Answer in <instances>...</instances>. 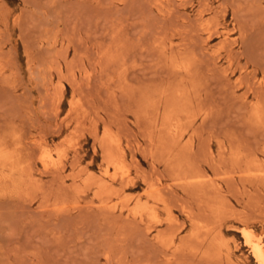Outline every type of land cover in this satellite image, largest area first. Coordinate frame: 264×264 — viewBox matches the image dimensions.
Returning <instances> with one entry per match:
<instances>
[{
	"label": "rangeland",
	"instance_id": "obj_1",
	"mask_svg": "<svg viewBox=\"0 0 264 264\" xmlns=\"http://www.w3.org/2000/svg\"><path fill=\"white\" fill-rule=\"evenodd\" d=\"M263 127L264 0H0V264H258Z\"/></svg>",
	"mask_w": 264,
	"mask_h": 264
},
{
	"label": "bare ground",
	"instance_id": "obj_2",
	"mask_svg": "<svg viewBox=\"0 0 264 264\" xmlns=\"http://www.w3.org/2000/svg\"><path fill=\"white\" fill-rule=\"evenodd\" d=\"M210 30V29H209ZM172 59H174V57L172 58ZM185 65V64H184ZM183 70V69H182ZM175 72V71H174ZM181 72V71H180ZM173 73V72H172ZM186 75H187V73H186ZM187 77V76H186ZM181 79H183V78H181ZM177 82V81H176ZM184 82H185V80H184ZM199 88V87H198ZM167 89H169V88H167ZM181 90V89H180ZM163 91V90H162ZM186 91V90H185ZM185 91H182V92H185ZM181 93V92H180ZM179 93V94H180ZM188 93V92H187ZM160 94V93H159ZM183 96H184V94L183 93H181ZM185 94H186V92H185ZM127 95V94H126ZM146 95V94H145ZM157 95V94H156ZM161 95V94H160ZM182 95H179V96H182ZM130 96V95H129ZM166 96V95H165ZM189 96V95H188ZM161 97V96H160ZM160 97H158V98H160ZM133 98H134V96H133ZM166 98V97H165ZM176 98H177V96H176ZM194 98V97H193ZM178 99V98H177ZM180 99V98H179ZM181 99H183V98H181ZM180 99V100H181ZM187 99V98H186ZM167 100H170V99H167ZM159 101V100H158ZM196 101V100H195ZM200 102V100L197 98V102ZM170 102V101H169ZM153 103V102H152ZM155 103H157V102H155ZM184 103H185V101H184ZM183 103V104H184ZM188 104H189V100H188ZM159 104H157V106H158ZM156 106V107H157ZM185 107L186 106H188V105H184ZM197 107V106H196ZM259 107H261V106H259ZM155 109V108H154ZM151 110V109H150ZM163 110V109H162ZM185 110V109H184ZM260 110V109H259ZM148 111H149V108H148ZM154 111V110H153ZM172 111V110H171ZM171 111H169L168 113H170ZM172 112H174V111H172ZM157 113V112H156ZM260 113H262L261 111H260ZM155 114V113H154ZM158 114V113H157ZM171 114V113H170ZM185 114V113H184ZM253 114V113H252ZM172 115V114H171ZM170 115V116H171ZM162 116V115H161ZM169 115H168V117H170ZM253 117H255V116H253ZM263 117V116H262ZM149 118H151V117H149ZM154 119V118H153ZM157 119V118H156ZM161 119H163V120H165V118L164 117H162ZM166 119H168V118H166ZM171 119V118H170ZM169 119V120H170ZM254 119H256V118H254ZM147 120V119H146ZM148 122V121H147ZM146 122V123H147ZM261 122V121H260ZM149 123V122H148ZM147 123V124H148ZM155 124V123H154ZM161 124V123H160ZM165 124V123H164ZM163 124V125H164ZM258 124H260V123H258ZM261 125V124H260ZM160 126V125H159ZM264 128V127H263ZM180 130V129H179ZM150 136V135H149ZM151 137V136H150ZM162 138V137H161ZM148 139V138H147ZM161 141H162V139H161ZM153 142V141H152ZM168 142H170V141H168ZM173 142H176V141H173ZM165 143V142H164ZM172 143V142H171ZM171 143H169V144H171ZM161 144V143H160ZM184 144V143H183ZM162 145V144H161ZM176 145V144H175ZM172 146V145H171ZM183 146V145H182ZM159 147H160V145H159ZM166 147V146H165ZM174 147V146H173ZM162 148V147H161ZM182 149V148H181ZM160 150H162V149H160ZM166 150V149H165ZM173 150V149H172ZM163 151V150H162ZM181 151V150H180ZM190 151H191V148H190ZM189 154H190V152H189ZM239 154V153H238ZM238 154H236L235 156H237ZM177 155V154H176ZM184 155H186L185 153H184ZM184 155H183V157H184ZM241 155V154H240ZM121 156V155H120ZM168 156V155H167ZM175 156V155H174ZM116 157V156H115ZM233 156H231V158H232ZM107 160H108V162L110 163V164H113V165H116V164H118V162H117V159H115L114 158V156H111V155H108L107 156ZM238 158H241V156L240 157H238ZM238 158H236V159H238ZM176 159V158H175ZM221 160V159H220ZM232 161V160H231ZM249 161H251V159L249 160ZM258 161V160H257ZM173 162V161H172ZM185 162H187V161H185ZM259 162V161H258ZM174 163V162H173ZM256 163V162H255ZM261 163V162H260ZM170 164V163H169ZM184 164V163H183ZM235 164V163H234ZM242 164H243V162H242ZM237 165V164H236ZM258 165V164H257ZM186 166H187V164H186ZM243 166V165H242ZM244 167V166H243ZM262 167V166H261ZM183 168V167H182ZM185 169H186V167H184ZM217 168V167H216ZM245 168V167H244ZM170 169V168H169ZM184 169V171L186 172V170ZM248 169V168H247ZM264 169V168H263ZM242 170H245V169H241L240 171H242ZM171 172H172V170H170ZM181 172H182V170H180ZM195 171V170H194ZM245 171H247V170H245ZM263 171V170H262ZM185 172H183V175H184V173ZM250 172V171H249ZM252 172V171H251ZM174 173V172H173ZM218 173H219V171H218ZM243 173V172H242ZM262 173H264V171L262 172ZM202 174V173H201ZM179 175H181V174H179ZM198 175H200V174H198ZM243 174H241L240 176H242ZM252 175V174H251ZM256 176H258L259 177V175H257V174H255ZM203 176V178H204V175H202ZM254 176V175H253ZM226 177H228V176H226ZM225 177V178H226ZM244 177V176H243ZM255 177V176H254ZM258 177H256V178H258ZM185 178V177H184ZM199 178H201V177H199ZM214 178V177H213ZM224 178V179H225ZM245 178H249V175L247 176V177H245ZM175 179V178H174ZM209 179V178H208ZM207 179V180H208ZM216 179V178H215ZM218 179V178H217ZM223 179V178H222ZM252 179V178H251ZM27 180V179H26ZM181 181H182V179H180ZM184 180V179H183ZM188 180V179H187ZM186 180V181H187ZM191 180H193V179H191ZM263 179L262 178H260V180L258 181V182H260V181H262ZM177 181H179V180H177ZM199 181H202V180H199ZM222 181H224V180H222ZM251 181V180H250ZM256 181V180H255ZM192 182H194V180L192 181ZM206 183H207V181H205ZM205 182H202V183H205ZM227 182V181H226ZM230 182V181H229ZM178 183V182H177ZM177 183H176V185H177ZM186 183H188V182H186ZM192 184V183H191ZM231 184V183H230ZM229 184V185H230ZM175 185V186H176ZM226 186H227V184H225ZM208 186H212V185H208ZM216 186V185H215ZM214 185H213V187H215ZM260 186L262 187H264V185L262 184H260ZM182 187V186H181ZM190 187H193V186H190ZM190 187H188V188H190ZM204 188H206L205 187V185L203 186ZM218 187H220V186H218ZM182 188H185L184 186L182 187ZM198 188V187H197ZM203 188V189H204ZM210 188V187H209ZM208 188V189H209ZM226 188H228V187H226ZM230 189L231 188H233V187H229ZM194 189V188H193ZM199 189V188H198ZM203 189H201V191L203 190ZM215 189H216V187H215ZM256 189V188H255ZM210 190V189H209ZM221 190V189H220ZM233 190V189H232ZM263 190H264V188H263ZM154 191H156V189H154ZM212 191V190H211ZM151 192V191H150ZM204 192V191H203ZM206 192H207V190H206ZM208 193V192H207ZM216 194H218V193H216ZM192 195L194 196V194L192 193ZM253 194H251V195H249V196H252ZM197 196H199L200 197V195H196L195 197H197ZM203 196H205V195H203ZM208 196H210V195H208ZM206 197V196H205ZM204 197V198H205ZM202 198V197H201ZM208 198V197H207ZM161 199H163V196H162V198ZM160 199V200H161ZM200 199V198H199ZM209 199V198H208ZM211 199H213V197H211ZM214 199H216V198H214ZM214 199H213V201H214ZM220 198H217V200H219ZM222 199V198H221ZM194 200V199H193ZM202 200V199H201ZM157 201V200H156ZM159 201V200H158ZM197 201V200H196ZM199 201V200H198ZM203 201V200H202ZM201 201V202H202ZM204 201H206V200H204ZM203 201V202H204ZM162 202H164V201H162ZM207 202V201H206ZM217 203V202H216ZM227 203V202H226ZM218 204H220V203H218ZM162 205H164V204H162ZM197 205V204H196ZM215 205V206H214ZM214 205H213V207H215L216 209H217V204H215V202H214ZM225 206L226 205H228V204H224ZM206 207L208 206V205H205ZM212 206V205H211ZM219 206V205H218ZM208 207H210V206H208ZM222 207H224V206H222ZM228 207V206H227ZM226 207V208H227ZM226 208H225V210H226ZM123 209V208H122ZM208 209V208H207ZM212 210V209H211ZM201 211V210H200ZM215 211V210H214ZM216 211H218L219 213H222V212H220L221 210H216ZM211 213H212V211H211ZM192 214H193V212H192ZM232 215V214H231ZM200 216H202V215H200ZM127 217V216H126ZM186 217H188L187 215H186ZM213 217H215V216H213ZM189 218V217H188ZM191 219V218H190ZM216 219V218H215ZM141 222V221H140ZM191 223H193L192 222V220H191ZM195 224H196V222H194ZM201 223V222H200ZM244 224V223H243ZM246 224V223H245ZM197 225V224H196ZM217 226V225H216ZM214 227V226H213ZM246 227V226H245ZM207 228V227H206ZM209 228H207V230H208ZM211 229V228H210ZM214 229V228H213ZM244 229V228H243ZM242 229V230H243ZM247 229V228H246ZM212 230V229H211ZM249 230V229H248ZM209 231V230H208ZM208 231H207V233H208ZM213 231V230H212ZM193 232V231H192ZM217 232V231H216ZM252 232V231H251ZM251 232H249V231H247V230H244L243 232H242V234H243V237H244V239H245V243L248 245V246H250L251 247V249H252V254H253V257H254V259H255V261H256V263H258V264H264V251H263V249L261 248V246L259 245V243L258 242H255V241H257V239H255V241L253 240L254 238H255V236L253 237V235H252V233ZM158 233V235H159V233L160 232H157ZM206 233V234H207ZM211 233V232H210ZM220 233V232H219ZM191 234V233H190ZM204 234V233H203ZM157 235V236H158ZM209 235V234H208ZM214 235H216V234H214ZM214 235L212 236V237H214ZM220 235H221V233H220ZM256 235V234H255ZM156 236V237H157ZM198 236V235H197ZM201 236V235H200ZM199 236V237H200ZM218 236H219V234H218ZM258 236V235H257ZM189 237V236H188ZM198 237V238H199ZM205 237V236H204ZM217 237V236H216ZM162 238V237H161ZM167 238V237H166ZM165 238V236H164V239H166ZM170 238V237H169ZM219 238V237H218ZM258 238H260V237H258ZM152 239V238H151ZM157 239V238H156ZM155 239V240H156ZM178 239H181V238H178ZM195 239V238H194ZM216 239V238H215ZM161 240H163V239H161ZM171 239H169V241H170ZM199 240V239H198ZM204 240H205V238H204ZM223 240V239H222ZM260 240V239H259ZM168 241V242H169ZM185 241H187V240H185ZM195 241V240H194ZM202 241V240H201ZM217 241V240H216ZM188 242V241H187ZM218 242V241H217ZM155 243H157L156 241H155ZM180 243H181V241H180ZM179 243V244H180ZM212 243V242H211ZM213 243H215L214 242V240H213ZM213 243H212V245H213ZM168 244V243H167ZM171 244V243H170ZM183 244V243H182ZM201 244V243H200ZM261 244V243H260ZM172 245V244H171ZM170 245V246H171ZM178 245V244H177ZM189 245V244H188ZM202 245V244H201ZM212 245H210V247L212 246ZM246 245V246H247ZM162 246V245H161ZM167 245L165 244V247H166ZM187 246V245H186ZM226 246V245H225ZM224 246V247H225ZM156 247H158V246H156ZM179 247V246H178ZM182 247H184L183 245L181 246V249H182ZM190 247V246H189ZM189 247H187L188 249H189ZM208 247H209V245H208ZM220 247H222L221 245H220ZM175 249H178L177 248V246H176V248ZM180 249V250H181ZM197 249V248H196ZM225 249V248H224ZM158 250V249H157ZM168 250V249H167ZM192 250V249H191ZM208 250H210V249H208ZM208 250H203V252H207ZM220 250V249H219ZM166 251V250H165ZM170 251V250H169ZM160 252H162V251H160ZM212 252H215V250H213V248H212ZM211 252V250H210V253H212ZM170 253V252H169ZM179 253V252H178ZM183 253V252H182ZM162 254V253H161ZM177 254V253H176ZM207 255H209V253L207 254ZM214 255V254H213ZM171 256V255H170ZM209 256H212V255H209ZM163 257V256H162ZM201 257V256H200ZM203 257V256H202ZM213 257V256H212ZM205 258V257H204ZM209 258V257H208ZM217 258V257H216ZM207 259V258H206ZM220 259V258H219ZM229 259V258H228ZM167 260H168V258H167ZM173 260H176V258L175 259H173ZM231 260V259H230ZM165 263V262H164ZM167 263H169V262H167ZM171 264V263H170ZM227 264V263H226ZM232 264V263H231Z\"/></svg>",
	"mask_w": 264,
	"mask_h": 264
}]
</instances>
